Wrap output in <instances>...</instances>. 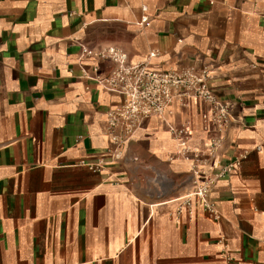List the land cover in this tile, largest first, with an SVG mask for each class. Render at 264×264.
Listing matches in <instances>:
<instances>
[{"label":"crops","instance_id":"crops-1","mask_svg":"<svg viewBox=\"0 0 264 264\" xmlns=\"http://www.w3.org/2000/svg\"><path fill=\"white\" fill-rule=\"evenodd\" d=\"M80 44L207 69L230 113L215 157L197 100L117 151L107 115L125 99L81 71L114 65ZM184 124L196 162L175 155ZM238 158L211 192L218 223L196 199L179 212L192 163L204 182ZM0 264H264V0H0Z\"/></svg>","mask_w":264,"mask_h":264},{"label":"built area","instance_id":"built-area-1","mask_svg":"<svg viewBox=\"0 0 264 264\" xmlns=\"http://www.w3.org/2000/svg\"><path fill=\"white\" fill-rule=\"evenodd\" d=\"M146 12L147 8H143L145 14L139 23L141 26L149 19ZM157 55L158 53L152 52L146 60L133 63L129 60L128 54L120 48L94 50L80 44V59L93 58L98 62H109L114 65L106 77L97 74L99 70L97 66L93 68L92 75L82 68L83 76L95 81L105 91L125 99L122 104L108 112L107 128L110 142L118 151L134 137L145 120L164 118L175 102L187 108L190 101L197 100L208 106V111L201 115L205 131L218 134L208 147V157L214 158L221 146L220 135L228 128L230 113L228 107L210 88V72L207 69L197 70L195 67L156 71L152 69L151 63ZM169 131L177 143L175 153L177 158L191 162L205 157L191 146L192 131L188 125H169ZM115 158H119L116 153ZM241 161V158L231 161L204 182L201 181L203 174L199 163H195L196 161L192 163L194 192L183 198L179 212L191 210L196 199L207 217L218 223L220 215L210 199L212 189L217 181L236 172Z\"/></svg>","mask_w":264,"mask_h":264}]
</instances>
